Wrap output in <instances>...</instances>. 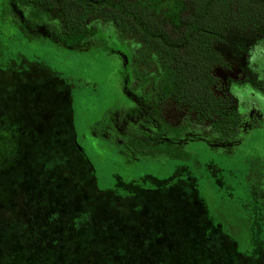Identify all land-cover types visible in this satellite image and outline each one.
Wrapping results in <instances>:
<instances>
[{
	"label": "rangeland",
	"instance_id": "374dc122",
	"mask_svg": "<svg viewBox=\"0 0 264 264\" xmlns=\"http://www.w3.org/2000/svg\"><path fill=\"white\" fill-rule=\"evenodd\" d=\"M9 1L11 0H8L7 9L0 8L6 12L8 18L6 35L8 33L14 38L19 37V28L28 21L24 32L39 35L37 41L42 46L38 48L36 44L35 47L33 42V48L39 49V59L48 64L51 59L49 52L53 48L48 32L56 34L59 31L60 16L44 8L30 9L20 7L16 0L10 3ZM16 13H22V21L16 18ZM31 16L36 20H32ZM88 25L99 27V34L90 45L101 43L114 51H103L95 56V52H75L72 55L61 53L58 66L53 68L59 73L63 72L62 75H65V72L80 71L102 90L103 84L109 81V78L107 70L103 69L105 65L102 63V68L100 61L118 57L116 68L122 66L121 69L125 71L128 91L135 87L134 78L140 77L145 79L144 87L148 94H152L155 84L162 77L155 54L148 52L136 36L118 32L111 23L98 17H91ZM262 43V34L253 38L235 35L227 45L219 48L229 64V69L217 70L216 74L222 79L225 92L243 112L248 113V116L240 139L227 145L214 141L212 146L215 154H205L201 165L196 163L193 168L177 161L163 160L160 156L150 157L140 151H131L129 154L128 150L124 149L122 155L118 148L108 150L105 141L93 135L94 130L90 134L84 129L86 124L77 120L79 140L95 165L99 187L96 188L95 178L77 151L72 141L73 130L67 123L53 125L50 130L47 129V145L34 149L29 145L33 140L31 133L25 135L21 145L14 135H5V141L2 143V161L7 166L6 172L13 191H20L22 194L20 201L23 210L21 209L19 216L20 223L28 230L26 236H29L30 241L34 240L43 246L48 244L44 248L48 251L44 264H106L114 258L117 259L110 264H134L138 259V264H158L157 260L161 254L168 253L165 241L175 244L172 235L176 234L178 226L175 221H161L160 201L150 207L145 199L130 192L127 187H131V191L137 189L123 182L145 186L150 182L156 186L160 185L163 189L169 187L171 194L176 195L181 202L180 207L190 215L189 224H193L195 228L181 225L182 233L176 238L181 248L164 257L167 264H198L203 260L214 264L215 257L201 245V226L212 222V218L208 219V206L213 220L222 225L231 236V243H238L234 247L240 257L238 264H264V242L261 241V226L264 225V220H259L253 215H244L238 210V207L257 210L258 196L264 193V162H261L264 159V100L257 94L259 86L264 84V59L260 58L264 53ZM22 48L23 43L19 45L12 40L11 50L0 58V67L5 68L4 65L11 60L18 61L17 52L21 53ZM9 72H0V83L7 85V89L13 88V84L17 82L15 75ZM48 74H51V71ZM41 91L38 90L39 100L45 96H40ZM116 94L117 97H122L123 93L119 87ZM105 100L106 97H74L75 107L83 109L87 118H91L87 126L97 121L95 111ZM119 109L121 108L115 109L113 123L110 124L109 121V131L112 130L113 137L123 136L119 130L125 129L123 122L117 123V117L115 118ZM124 113L128 115L131 111L127 109ZM34 118L33 123H37L38 118ZM181 119L182 123L190 122L184 114L179 115L174 111L166 114V122L170 123L168 125L180 124ZM139 121L141 123L140 119ZM70 122L69 118L68 123ZM136 123L138 124V120L134 119L133 124ZM145 123L146 118L143 117L142 126ZM126 127L132 128L130 123ZM61 128L65 130L61 132ZM68 128L69 133H66ZM206 131L204 129V132ZM129 137L131 140L134 138L133 134ZM119 139L124 138L118 137ZM8 170L12 172L9 173ZM233 172L236 176L245 173L246 182L239 181V177L233 179ZM166 178L169 179L162 180ZM215 186L220 189L214 188ZM32 194L34 202L30 198ZM252 195L256 199L254 203L250 201ZM163 196L164 204L167 205L168 198ZM176 217L179 221L187 218L180 213H176ZM248 219L253 223L252 231L245 228L241 222ZM74 223L78 228H75ZM189 229L196 232L192 242L190 237L181 238L183 234L187 235ZM253 252L251 259H245ZM13 253L21 256H13L11 264H35L33 258L27 256L30 253L27 246L14 247Z\"/></svg>",
	"mask_w": 264,
	"mask_h": 264
},
{
	"label": "flooded vegetation",
	"instance_id": "af4514ba",
	"mask_svg": "<svg viewBox=\"0 0 264 264\" xmlns=\"http://www.w3.org/2000/svg\"><path fill=\"white\" fill-rule=\"evenodd\" d=\"M15 2L20 7H30V9L44 8L48 10L44 6L36 5L27 0H16ZM7 5L8 0H0V8L5 7L7 9ZM48 11L60 16V29L56 34L51 31L48 32V35H51L49 41L53 48L49 52L51 59L46 64L39 59L41 56L38 55V52L40 53L39 49L33 48V42L35 43V47L36 44L38 48L42 46L37 41L39 35H31L24 32L26 29L24 26H27L28 21H25L22 24L23 27L19 28L21 33L19 37L14 38L8 33L6 35V19L8 18L6 12L0 10V58L6 56L7 51L11 50L12 40L16 41L19 45L21 43L24 44V48L20 51L21 53L17 52L18 61L11 60L8 64L4 65L5 68L0 67V72L10 71L15 75V80L17 81L13 84V88L11 87L10 89L6 88L7 85L0 83V264H8V262L11 264L10 261L13 260V256H21L13 253L14 247L17 246H27L30 251L27 256L30 255L35 264H44L43 262L46 260L45 254L48 252L44 249L48 244L43 246L39 242L35 243L34 240L30 241L29 236H26L29 233L28 230L24 229L20 223L21 217L19 216L22 212L20 198L22 194L20 191H13V186L10 184L6 172L7 166L2 161V143L5 141L6 134L14 135L16 141H20L21 145L25 135L31 133L33 140L29 145L34 149L47 145L48 130H50L51 126L67 123L73 130L72 141L92 174L95 165L88 154H86L87 151L79 140V128H77L76 121L80 120V123L86 124V127H84L86 131L91 134L94 130L93 135L105 141V146L108 150L109 148L113 150L114 148H118L120 154H122L124 149L128 150L129 154L131 151H140L150 157L156 158L160 156L163 160L177 161L179 164H188L193 168V165L196 163L201 165L205 154H215L212 146L214 141L221 145H227L240 139V133L248 116V113L243 112L236 105L234 99L225 92V85L223 83L225 94L234 101L236 109L242 116V125L235 139L232 141L222 140L208 123L198 122L194 113L175 103L171 96L160 92V84L166 78V72L157 61L156 64L162 72V77L155 84L152 94H148L144 87L145 79H141L140 77L134 78L136 79L135 87L128 91L129 85L125 71L121 69L122 66L116 68L118 57L116 59L110 58L100 61L102 68V63L105 65L103 69L107 70L109 78V81L103 84L102 90L98 89L97 83L91 82L80 71L65 72V75H62L63 72L59 73L53 68L55 65L58 66L61 53L72 55L75 52H95V56V54L97 55L103 51L114 50L101 43L90 45V42L96 40L99 34V27L97 25L95 26H97L98 31L95 36L79 44L72 45L66 43L61 36V14L59 12ZM16 15V18L22 21V13H16ZM31 18L32 20H36L32 16ZM148 52L155 54L153 51L148 50ZM262 54L260 58L264 59ZM49 71H51V74H48ZM40 75L42 78H40ZM49 77L51 78L49 79ZM117 87L121 89L123 93L122 97H117ZM39 89L42 90L40 96L45 95L44 98L42 97V100H39L37 97ZM257 94L264 100V84L259 86ZM74 97H90V99L93 97H106L105 103L100 107L101 109L99 108L100 110L97 109L95 111V116L98 118L96 122L87 126V122L91 118H87L86 112L82 111L83 109L75 107ZM35 103H38L37 106L34 105ZM119 107L121 109L117 111L115 118L117 117V123L123 122L125 129L119 130V133L124 137H118L124 139L118 140V137H113L112 130L109 131V129L110 124L113 123L114 112L116 114L115 109ZM127 109L131 111L128 115L124 113ZM170 111H174L179 115L184 114L185 117L189 118L190 122L185 121L182 123L181 119L180 124L168 125L170 123L166 122V114ZM122 115H124L123 118ZM126 116L130 117L127 118ZM34 117L38 118L39 122L33 123ZM143 117L146 118V123L142 126ZM69 118L71 119L70 124L68 123ZM134 119L138 120V124H133ZM128 123L131 124L132 128L126 127ZM204 129L207 131L204 132ZM64 130V128L60 129L61 132ZM65 132L69 133V128ZM130 134H133V140L130 139ZM261 162L263 163L264 160L262 159ZM17 166L18 164L16 168ZM182 167L187 168V166ZM8 172L12 171L8 170ZM243 175L246 174L244 173ZM190 178L192 177L190 176ZM10 187L11 189H9ZM261 196L264 197V193ZM30 198L34 202L33 194Z\"/></svg>",
	"mask_w": 264,
	"mask_h": 264
},
{
	"label": "trees",
	"instance_id": "16d2710c",
	"mask_svg": "<svg viewBox=\"0 0 264 264\" xmlns=\"http://www.w3.org/2000/svg\"><path fill=\"white\" fill-rule=\"evenodd\" d=\"M27 1L61 14V36L68 44L82 43L97 34V26L87 25L91 17H100L104 22L111 23L116 31L136 36L147 50L155 52V61L166 72V78L160 84L161 93L171 96L175 103L194 113L198 122L208 123L222 140L232 141L238 136L242 116L236 109L234 101L225 94L223 81L216 75L218 69H229V64L219 48L227 45L230 38L235 35L241 38H253L259 34L264 36V0ZM262 56L264 58V53ZM92 176L95 178L97 188L95 168L92 170ZM245 176L243 174L236 176L234 173L233 179L239 177L238 180L246 182ZM123 183L131 184L137 189L131 191V187H127L130 192L145 199L150 207H153L154 203L159 204L160 201L161 221H175L178 226L176 234L172 235L175 244L165 241L168 253L161 254L157 260L158 264H167L164 257L181 248L176 241L178 235L182 233L181 225L195 228L193 224H189L190 215L180 207L181 202L176 195L171 194L169 187L163 189L160 185L156 186L150 182L146 186L132 182ZM162 194L168 198L167 205L164 204ZM251 199L253 203L256 200L254 195ZM257 201L259 206L255 211L246 207H238V210L244 215H253L259 220H264V197L259 195ZM208 208V219L212 218V222L207 226H201L202 247L215 257L214 264H238L240 257L234 249L238 243L233 241L231 243V236L222 225L213 220ZM176 213L187 216L186 220L179 221ZM241 222L245 228L252 231L253 223L250 219ZM75 225V228H78V225ZM261 228L263 231L261 241L264 242V225ZM195 233L189 229L188 236L183 234L181 238L190 237L192 242ZM156 246L157 244L154 245ZM253 255L254 252L245 259H251ZM139 262L140 259L134 264ZM198 264L210 263L203 260Z\"/></svg>",
	"mask_w": 264,
	"mask_h": 264
}]
</instances>
